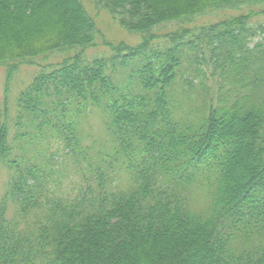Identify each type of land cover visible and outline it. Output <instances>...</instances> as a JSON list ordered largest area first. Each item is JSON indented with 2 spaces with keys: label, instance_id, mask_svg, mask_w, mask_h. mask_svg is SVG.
I'll list each match as a JSON object with an SVG mask.
<instances>
[{
  "label": "trees",
  "instance_id": "1",
  "mask_svg": "<svg viewBox=\"0 0 264 264\" xmlns=\"http://www.w3.org/2000/svg\"><path fill=\"white\" fill-rule=\"evenodd\" d=\"M94 2L0 0V264H264V10L156 34L264 0Z\"/></svg>",
  "mask_w": 264,
  "mask_h": 264
},
{
  "label": "rangeland",
  "instance_id": "2",
  "mask_svg": "<svg viewBox=\"0 0 264 264\" xmlns=\"http://www.w3.org/2000/svg\"><path fill=\"white\" fill-rule=\"evenodd\" d=\"M86 7L88 13L90 16L94 18L96 21L97 27L102 31L103 37L99 38L98 40V47L97 49H94L91 51L89 55L94 56L98 55V53L105 50V46L103 45V41L106 40L108 42L113 43H119V42H125L127 44H136L139 42L140 37L136 34H131L125 31L118 23H116L112 17L103 10H99L94 2V0H81ZM261 10H264V6H252V7H244L240 10H229V11H220V12H208L205 15L198 16L193 19V21L189 23H173L168 24L165 26H162L156 30L157 37L159 39L164 38L165 36H171L172 33L176 32L180 28H192V27H199L202 25H210L213 23H217L221 20H224L229 17L238 16L240 14L249 13L250 11L260 12ZM264 23V17L259 16L256 17L253 20V23ZM107 52V49H106ZM65 54H54L50 55L48 57L44 58H38L35 59V65H24L22 64L21 70L16 76L17 83L14 85L13 92L12 93V99L15 97L16 93L19 92V90L23 87L22 82H27L31 78L29 76H32L35 72L38 71V69L42 68L45 65H48L50 63H59L64 59ZM47 58L46 60H44ZM4 81H5V71L3 67H0V89L1 93L3 92L4 88ZM5 180L0 181V192L3 186V183Z\"/></svg>",
  "mask_w": 264,
  "mask_h": 264
}]
</instances>
